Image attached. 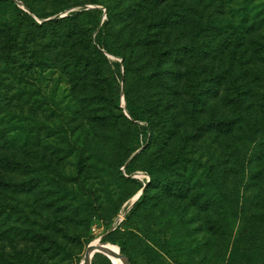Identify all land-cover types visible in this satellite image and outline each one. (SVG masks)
I'll return each instance as SVG.
<instances>
[{
	"label": "rangeland",
	"instance_id": "374dc122",
	"mask_svg": "<svg viewBox=\"0 0 264 264\" xmlns=\"http://www.w3.org/2000/svg\"><path fill=\"white\" fill-rule=\"evenodd\" d=\"M80 1H0V46L18 57L0 73V211L19 207L25 215L8 221L0 216V264H81L89 244L125 220L138 187L151 179L147 169L163 167L183 174L187 189L171 195L152 184L135 222L123 223L121 232L129 226L132 231L126 253L135 264H181L175 236L192 250V264H264V0L162 2L152 13L168 18L155 44L136 35L147 29L137 18L108 25L122 54L131 58L133 50H141L126 81L135 84L132 96L152 118L146 134L122 116L125 62L98 47L99 27L94 29L89 17L80 15L68 26L50 25L32 39L16 9L41 23L80 9L120 10L130 3L75 5ZM67 3L73 5L56 15L35 16ZM177 45L184 49L182 61L167 58L158 67L155 50ZM87 58L100 63L99 74L74 70L75 63L82 69ZM158 70L173 89L145 78ZM112 77L119 106L112 100ZM238 115L232 131L208 125ZM168 127L174 132L160 140ZM23 128L29 134L34 130L27 144H2ZM137 139L144 148L129 175L127 155ZM237 153L239 168L234 166ZM34 177L32 188L22 190ZM63 186L79 197H64L58 188ZM84 199L90 205L78 207ZM100 210L108 215V225L97 215ZM173 221L181 225L176 231L170 229ZM239 236L244 250L232 256ZM95 259L114 264L103 253Z\"/></svg>",
	"mask_w": 264,
	"mask_h": 264
},
{
	"label": "trees",
	"instance_id": "16d2710c",
	"mask_svg": "<svg viewBox=\"0 0 264 264\" xmlns=\"http://www.w3.org/2000/svg\"><path fill=\"white\" fill-rule=\"evenodd\" d=\"M0 1H6V2H12L14 0H0ZM99 0H83L80 2H76V4H85L87 2H98ZM130 1V3H127L122 9L120 10H115V9H110L107 8L105 11L103 9H99V8H88V9H80L74 12H68L65 16H60V17H56L50 20H44L41 23H38L32 16H30L29 14H27L26 12H24L23 10L19 9L16 7V9H18L19 15H21V19L20 22H26V33L29 37H31L32 39H36V36H38L37 34L39 32H41V35L43 36L45 34V32L47 31V28L50 25H54L57 23L60 24H64V25H70L72 23V21H74L78 16L80 15H85L87 17L90 18L91 23L94 27V29L96 27L98 28V32L99 37L97 40V45L99 48L103 49L106 51V53L111 54V55H116V56H121L125 62L124 64V96H125V109L128 111L129 116L132 120H134V122L136 123V127L137 128H142V130L144 131V133L146 134L147 131L150 129V127L152 126V118L148 115L146 108L141 105L140 103H138L135 98L132 96V93L134 92V88H135V84H132V82H127L126 81V74L128 73V71L131 68V61H137L138 58L141 55V50H133L132 52V57L129 58L128 56L122 54V52L120 51L118 46H115L114 43H112L111 38H110V32L107 29L108 25L117 22V20H124V21H129L130 19H134L137 18L138 20L143 22V25L145 26V35H142L141 31H138V33L136 35H139L138 37H141L142 42H145V44L147 42H152V44L157 42V37H159L160 32H161V27H163L164 23L166 22V19L168 18L167 16H163V15H154L152 13L153 9L157 6L160 5V3L165 2L167 0H128ZM73 4L67 3L63 6L58 7V9H56L55 11L52 12H48V13H42V12H36L35 16L41 19H46L48 17H51L53 15H56L60 12H63L65 9H67L68 7H70ZM30 10L31 8L28 7ZM33 11V10H32ZM155 27V28H159L158 32L155 33H151L150 32V28L149 27ZM17 28H19V26H17ZM135 34V33H134ZM183 47H179L177 46H173L170 48H167L165 50H155L154 52V57L156 59V63H158V67L162 65V62H164L167 58L170 61H175V63H180L182 61V49ZM4 48H2L0 46V73H2L4 71V69H7L8 66H13L11 65V63L15 64L16 63V58L18 59V57L16 56L15 52L13 53H7L4 50H2ZM135 52V55H134ZM101 53V52H100ZM43 56H45V58L48 60L50 58V54L49 53H45L43 54ZM135 56V57H134ZM104 60H107V58L104 56ZM81 64V63H80ZM83 67L82 69H78L77 65L75 63V68L74 70H83L84 72H87L88 74H99L101 72V65L98 61H96L95 59H93L91 61V59L87 58V61L82 63ZM163 71H156L153 75H148L145 78L147 79H153L155 81H157L160 85L166 86V88H170L173 89V86L170 85V83L168 81H165L163 79ZM117 77H121V74L118 73ZM112 81H110V83L112 84V90L115 91V97L112 100L116 101V106H119V87H117V80L116 77H112L111 78ZM176 92V91H174ZM192 95V99H191V103H194L197 100L196 95H194V93H191ZM190 102V99H189ZM120 104H121V99H120ZM121 107V106H120ZM123 110L124 108L121 107ZM158 117L163 119L165 118L164 115L162 113H160L159 111L156 112ZM122 116L124 118H126L125 116H127L124 113H122ZM128 116V117H129ZM127 119V118H126ZM240 121V116H236L233 118H227V119H218V120H214L212 122H210L208 125L209 127H214V128H218L221 130H228V131H232L234 130V128L239 124ZM141 122H145L148 126H142L140 123ZM168 133L165 131V133H163V135L161 136V138H159L160 140H165V138H170V136L172 135V132H174L172 127H168ZM21 132L16 133L10 137H8L2 144H4L5 146H11V147H21L24 144H27L29 142V140L31 139V133L34 132V130L30 131V134L28 132L27 129L20 130ZM171 133V135H167ZM33 136H36L35 134ZM151 136V135H150ZM137 143L129 150L127 157L130 159V161L125 165L126 168V172L127 174H132L135 172L136 168L133 166V162L136 160V158L141 155V152L144 148V143L145 142H140V139H137L136 141ZM139 150V151H138ZM259 150V149H258ZM138 151V152H137ZM137 152V153H136ZM136 153V154H135ZM135 154V155H134ZM240 153H237V155H235V160H234V166L236 165L238 168L241 165L240 160L238 161ZM8 162H10L11 160H6ZM5 162V161H4ZM7 162V163H8ZM194 167V165H193ZM237 168V169H238ZM234 169V168H233ZM150 174H151V179L150 181L147 183V185H142L140 184V186L138 187V190H141L144 188L143 193L140 195V197L138 198V200L134 203V205L131 207V209L128 211L129 213L125 215V220L123 222H121L120 224L117 225H110L108 227V229L104 232L105 236L103 237L104 242L106 243H110V244H117L118 247L120 248L121 252L123 254H125L128 259L130 264H135L134 260L131 258V256L126 253V242H128V238L129 236L132 234V231L130 230V226H129V230H127L125 233L121 232V228H123V223L125 222L124 225H126V222L129 221L133 223L134 221V214L135 211L138 207L143 206L144 203H146V198H147V190L148 188L152 185V184H158L162 186V189H164V191L168 194L171 195H182L184 194L185 190L187 189V185L185 183V181L182 179L184 178V175L182 174L181 176L173 173L172 171L166 170L163 168H157V169H147ZM192 172H194L195 168L191 169ZM193 173H191L192 175ZM36 179L35 177L33 178V181H30L28 183L22 184L24 185V188H21L22 190H29L30 188H32V186L36 183ZM20 186V184H18ZM60 189L61 194L66 197L68 195H72L73 196H78L77 191L68 188L67 186H63V187H58ZM232 193V192H231ZM235 202H238V212H239V204H240V200L237 199ZM80 205L78 207L80 208H87L90 205V201L88 199H84V200H80ZM75 209V208H74ZM76 210V209H75ZM21 209L18 207H8L6 208L4 211H0V216L4 221H8L10 220V218L17 217V218H25V215H22L21 213ZM104 211L100 210L97 212V215H99V218L101 220V222L103 224H109V217L107 214L102 213ZM135 222V221H134ZM128 223V222H127ZM181 225L177 222H172L170 225V229L176 231ZM244 227V226H243ZM182 229V227H181ZM180 230V229H179ZM244 231V229H243ZM119 232V233H118ZM242 233V232H241ZM240 235V234H239ZM117 238H120L121 241H118ZM177 238H179L178 236H175V239H173V241H175L176 243V248L179 250V258H180V262L181 264H192L193 263V255H192V250H189V246L186 244V242H182L181 240L177 241ZM146 240L150 242V240L146 237ZM243 238L241 239L240 236L238 238H235L233 243H232V250H231V254L232 256H238L240 254H242L241 252H243L244 250V246L242 245L243 243ZM181 241V242H180ZM100 253H96L93 256V259L91 260V264H100V262H98L95 258L99 255ZM106 262L108 264H111V262L106 259Z\"/></svg>",
	"mask_w": 264,
	"mask_h": 264
},
{
	"label": "water",
	"instance_id": "95a60500",
	"mask_svg": "<svg viewBox=\"0 0 264 264\" xmlns=\"http://www.w3.org/2000/svg\"><path fill=\"white\" fill-rule=\"evenodd\" d=\"M107 55L108 56H110V57H113L111 54H108L107 53ZM121 107H123L124 108V112H125V114L127 115V116H129V113H128V111L125 109V96H124V90L122 89V92H121ZM130 117V116H129ZM139 151V150H138ZM137 151V152H138ZM136 152V153H137ZM135 153V154H136ZM134 154V155H135ZM129 161H130V159H129ZM128 161V162H129ZM143 191H144V188L143 189H141L139 192H138V194H137V196H136V198H135V200L133 201V204L131 205V207L134 205V203H135V201H137L138 200V198L140 197V195L143 193ZM131 207L130 208H128L127 210H126V212L123 214V216L131 209ZM122 219V218H121ZM105 236V235H104ZM104 236H102L98 241H95V242H92V243H90L89 244V246L87 247V249H86V251H85V254H84V256H83V261H84V263L85 264H91V260H90V254L92 253L93 254V256L96 254V253H103V254H105V255H107L109 258H112V257H118V258H121V259H123L124 260V264H130V262H129V259H128V257L125 255V254H123L122 252H121V250H120V248L118 247V246H115V245H112V244H109V243H106V242H103L102 241V239H103V237ZM113 247H115V248H113ZM112 260V259H111Z\"/></svg>",
	"mask_w": 264,
	"mask_h": 264
},
{
	"label": "bare ground",
	"instance_id": "6f19581e",
	"mask_svg": "<svg viewBox=\"0 0 264 264\" xmlns=\"http://www.w3.org/2000/svg\"><path fill=\"white\" fill-rule=\"evenodd\" d=\"M136 196H137V195H136ZM136 196H135V198H136ZM135 198L133 199V201L135 200ZM111 246H112V245H111ZM112 247H113V246H112ZM113 248H115V247H113ZM92 257H93V254L91 253V254H90V260L92 259ZM111 259H112V262H113L114 264H124V260L121 259V258H118V257H112ZM81 264H85L83 260H82V263H81Z\"/></svg>",
	"mask_w": 264,
	"mask_h": 264
}]
</instances>
